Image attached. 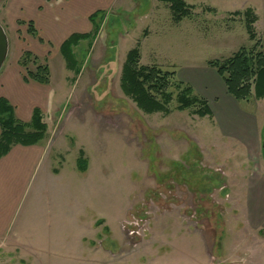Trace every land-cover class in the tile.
Returning a JSON list of instances; mask_svg holds the SVG:
<instances>
[{"label": "rangeland", "instance_id": "obj_1", "mask_svg": "<svg viewBox=\"0 0 264 264\" xmlns=\"http://www.w3.org/2000/svg\"><path fill=\"white\" fill-rule=\"evenodd\" d=\"M185 1L195 7L178 22L159 0L118 1L99 11L95 35L72 46L79 71L67 85L65 68L49 61L57 94L66 98L44 119L41 144L59 173L39 196L23 198L15 217L19 255L8 258L0 246V264H264V230L244 228L231 191L247 167L264 160L262 142L255 161L241 164L245 149L223 140L214 120L175 108L177 88H170L168 114L144 113L120 88L133 47L141 64L177 78L250 47L235 10H253L257 49L264 50V0ZM237 107L259 113L264 139V100L251 96ZM33 230L38 237L51 232L46 251L30 248L39 246Z\"/></svg>", "mask_w": 264, "mask_h": 264}, {"label": "crops", "instance_id": "obj_2", "mask_svg": "<svg viewBox=\"0 0 264 264\" xmlns=\"http://www.w3.org/2000/svg\"><path fill=\"white\" fill-rule=\"evenodd\" d=\"M118 1L124 2L5 0L0 11V23L7 33L9 48L0 70V97L5 98L13 107L17 120L29 121L35 108L42 112L46 120L51 111H56L62 105L66 97H59L57 94L60 87L52 79L49 61L53 58L60 69L65 68L64 84H68L74 71L66 65L60 49L61 44L71 34L93 32L95 20L93 22L90 15L96 11H110ZM28 22L32 24L33 32L28 30ZM78 47L79 44L76 48ZM24 51L36 56L37 63L48 65L47 84L26 78L25 69L19 64ZM191 71L189 70L191 76L183 74V78H177L175 71L174 73L177 80L191 85L194 92L206 100L210 116H205L214 120L221 138L232 139L245 149L241 153L244 161L240 163H251V159L255 161V156L261 152L263 141L256 129L259 113L255 109L254 113H249L237 107L241 100L238 102L227 92L215 68L208 66ZM41 141L31 145L12 144L0 157V246H7L8 258L13 259L15 254L19 255L17 233L20 228L15 225V217L23 198L28 192H31L33 197L39 196L43 193L46 181L59 173H53L51 170L49 153L47 154V149ZM254 165V168L247 167L243 172L242 184H234L231 188L237 198L236 204L242 212L243 226L251 232L264 230V160ZM33 233L36 239H31L39 246L30 248L33 251H46L44 244L51 242V232H44L42 237H38L36 230H33Z\"/></svg>", "mask_w": 264, "mask_h": 264}, {"label": "trees", "instance_id": "obj_3", "mask_svg": "<svg viewBox=\"0 0 264 264\" xmlns=\"http://www.w3.org/2000/svg\"><path fill=\"white\" fill-rule=\"evenodd\" d=\"M168 3L172 12V20L180 21L183 17H190L194 4L185 0H159ZM210 11L211 7H206ZM99 11L90 15L94 22ZM233 16L243 19L248 39L254 43L250 47H239L226 58L210 59L207 64L215 68L222 79L227 92L236 100H249L251 96L264 100V50L257 49L256 34L253 23L257 17L251 8L235 10ZM28 30L33 32L32 24L27 23ZM98 25L94 23V30L89 34H71L60 46L66 60V65L75 73L79 71L77 59L72 46L80 40L92 38L97 32ZM37 57L29 51H24L19 64L25 69L26 78L39 83L49 82V67L46 63H37ZM33 67L30 68L29 62ZM119 84L124 95L129 97L144 113L170 112L169 103L172 100L171 87L178 89L176 94L177 110L189 109L199 117L210 116L206 100L196 94L188 83L176 79L174 71L162 69L154 64H141L140 51L133 47L125 55L122 63ZM46 122L42 112L35 108L27 122L19 121L13 114V107L0 97V157L4 155L12 144L31 145L44 138ZM80 171L86 168V158L82 149L76 159Z\"/></svg>", "mask_w": 264, "mask_h": 264}, {"label": "water", "instance_id": "obj_4", "mask_svg": "<svg viewBox=\"0 0 264 264\" xmlns=\"http://www.w3.org/2000/svg\"><path fill=\"white\" fill-rule=\"evenodd\" d=\"M8 48H9V41L7 33L4 29V27L0 23V70L3 66V63L7 57L8 54ZM262 147L264 150V139L262 141Z\"/></svg>", "mask_w": 264, "mask_h": 264}]
</instances>
